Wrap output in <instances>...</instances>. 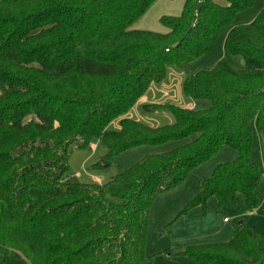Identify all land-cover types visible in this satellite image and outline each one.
<instances>
[{
    "label": "trees",
    "instance_id": "16d2710c",
    "mask_svg": "<svg viewBox=\"0 0 264 264\" xmlns=\"http://www.w3.org/2000/svg\"><path fill=\"white\" fill-rule=\"evenodd\" d=\"M155 1L0 0V264H155L145 246L156 196L182 186L223 146L237 158L202 178L176 218L197 206L205 212L212 196L219 210L239 194L248 208L259 204L262 171L251 149L255 125L264 161V6L235 25L254 0H185L180 15L161 17L166 33L131 29ZM223 32L225 51L244 67L219 60L187 75L183 92L204 107L145 104L174 118L154 127L126 117L167 67L209 53ZM116 119L120 129H109ZM94 138L107 149L105 166L129 149L179 143L105 183L71 182V154ZM234 226L229 240L164 253L264 264V233Z\"/></svg>",
    "mask_w": 264,
    "mask_h": 264
},
{
    "label": "rangeland",
    "instance_id": "374dc122",
    "mask_svg": "<svg viewBox=\"0 0 264 264\" xmlns=\"http://www.w3.org/2000/svg\"><path fill=\"white\" fill-rule=\"evenodd\" d=\"M184 0H165V1H156L148 11H146L141 18H145L146 23L149 25L150 30L163 32L166 30L167 27H165L161 21L160 17L166 14H175L177 15L181 10V6L183 4ZM221 2L224 4V1L221 0ZM264 6L263 0H254V4L252 7L245 9L238 13L235 17L234 24L235 25H242L244 23H249L252 20L255 19V17L259 14V10ZM141 20V19H140ZM136 21L131 27L136 28L139 23ZM226 32L221 33L214 42V47L212 51L209 53L202 55L199 57L196 61L193 62H185L181 68L176 66H169L167 67L165 79L159 83H153L152 87H159L161 88V95H163L162 98H165V100H171V99H177L175 98L176 94V82L178 77L180 76H187L190 74H194L198 72L200 69L205 67H212L214 64L219 60H225L228 63H232L235 68L242 69L244 66V63L242 66L237 67L236 62H234L233 55L228 54L224 49V40H225ZM234 63V64H233ZM182 96L187 97L183 92L182 89L180 90ZM173 102V101H172ZM143 113H146L145 111ZM153 113L159 114V115H167L168 117L172 114H168L163 109H159L154 111ZM152 113V114H153ZM151 114V113H148ZM163 117V116H162ZM173 118V116H171ZM164 122V121H163ZM163 124H169V123H163ZM254 140L252 145V159L257 162L260 167H262V178L260 181V186L257 189V196L259 198V204L254 210H250L248 206L246 205L242 194H239V201L237 203H232L230 201H227L224 206L221 208V211H217V208L210 209V206H206L205 212L202 211V215L199 214H192L191 221L188 227L181 228L178 232L179 235L183 238H188L192 235L199 233H204L203 231V224L201 221L206 216L210 218V223L214 226H221L222 221L224 218L231 219V222L229 223V226L232 228L234 224L245 221V224L247 226L254 227L259 232L264 233V161H263V151H262V143H261V136H259L258 130L256 126L254 125ZM179 142L177 141H170V143L159 145V146H139L138 148L129 149L126 151H123V153L117 155L114 160L108 165V166H102V167H94V164L101 161L103 157H100L98 154L100 153L101 149L105 152L106 147L104 142H101L99 149L91 152L90 148L87 149H77L71 154L70 159V171L68 172V179L70 180L71 177L83 175V177L86 176V179H81L80 181H88L90 173L98 172V173H104L105 175L109 176V179L113 176L124 172V170L128 167H130L132 164L139 161V159L143 158L145 154L148 153H154L157 152L156 150H170L169 148L171 146L177 145ZM152 149L154 150L152 152ZM149 150V151H147ZM235 152V149H231L229 146H225L219 154L210 159L209 162L205 163L201 166V168H198L193 174L191 175V178H189V182H187V185H182L180 187H177L176 189H173L168 194H164L159 197L158 200H156V205L153 210H150L149 217H150V225L148 226L147 232H149L148 235V241L146 245V253L147 255H152L153 261L155 258L154 263L155 264H162L161 260L168 264H184V262L198 264L190 257H177L178 255H173L172 258H168L164 251H162L164 248L167 247L168 244V236L167 237H161L162 232L169 233L168 228L169 225H165L163 223L167 218H169L170 214H172L175 205L178 203L184 201V199L187 198V195L193 194L195 191L199 190L200 188V181H198V178L201 177V180L203 177H209L211 172L215 169L214 167L217 165V163L225 162V161H232L233 155ZM92 153V154H91ZM96 154L97 158L93 159V154ZM237 152H235L236 155ZM112 176V177H111ZM184 186V187H183ZM155 198V199H156ZM174 202L176 204H174ZM208 203V201H207ZM211 204V203H209ZM214 204V203H213ZM154 205H152L153 207ZM151 207V209H152ZM218 212V213H217ZM172 216V215H171ZM204 216V217H203ZM175 218L172 217L171 221H173ZM201 222V223H200ZM170 223V222H169ZM166 226V228L164 227ZM212 226L214 229L215 227ZM162 231H160V230ZM201 229V230H200ZM206 231V230H205ZM208 231V230H207ZM209 232V231H208ZM160 251V252H159Z\"/></svg>",
    "mask_w": 264,
    "mask_h": 264
},
{
    "label": "crops",
    "instance_id": "0c3cea01",
    "mask_svg": "<svg viewBox=\"0 0 264 264\" xmlns=\"http://www.w3.org/2000/svg\"><path fill=\"white\" fill-rule=\"evenodd\" d=\"M157 1H165V0H157ZM218 1L221 2V0H218ZM184 2H185V0L183 1V4H184ZM183 4H182L181 7H183ZM180 10H182V8ZM180 13H181V11L177 15L174 14V16H178V15H180ZM166 15H173V14H166ZM166 15H163V16H166ZM163 16H161V17H163ZM142 17H145V16H142ZM161 17H160V19H161ZM137 21H138L137 23H139L138 26H136V28L131 27V29H134V30L135 29H143V30H149V31H151L149 29L150 28L149 25L146 23L145 18H139ZM166 31H168V28H166V30H164L163 33H166ZM232 59L234 60V62H236V64H237L236 66L237 67L242 66V64L244 63V59L240 55H233V58ZM186 77L187 76H182V77L180 76V78L178 77V79H177V82H176V94L177 95L175 96V98H177V99H171V100L168 99V100H165V98H162L163 95H161V93H162L161 92V88H159V87H152L153 85H150V87L146 90L145 94L137 101V103L133 107L130 108L131 110L126 114V117L132 118V119H134L136 121L139 120V121H141V122H143V123H145L147 125H150V126L154 127V126L166 125V124H163V123H172V122H174V118L171 117L172 115L168 117L165 114L164 115H159L158 113L155 114V113H153L154 111L153 112H148V111L145 110V108H143V105H145V104L153 105V104H164V103L171 102V103H174V104H176V105H178L180 107L197 108V109H200V108L204 107L206 105V102H203V101L197 102V101L193 100L190 97H189V99H187V97L182 96L180 90L182 89V92H183V82H184V80H185ZM183 93L185 94V92H183ZM144 111L146 113H143ZM165 112H167V111H165ZM148 113H151V114H148ZM119 122H120V119H116V120L112 121L109 124L108 128L111 129V130H118V129H120L121 125H119ZM101 142H103L101 138H94V139H92V143H91V145L89 147L91 149V152L94 150V147L96 148L95 151L97 150V148L99 149V146H100ZM172 147L173 146H171L170 148H172ZM224 147L225 146H223L218 152H220ZM154 150L152 149V152ZM147 151H149V150H147ZM156 151L157 152H162V151H166V150H156ZM106 152H105V149H104V151L101 149V151H100V153L98 155L100 157H103L106 154ZM235 152H236V150H235ZM235 152H233L234 153V155L232 156L233 159L237 158V156H238V152L236 153V155H235ZM148 154H150V153H148ZM146 155L147 154H145V156ZM92 156H93V159H96L97 158V156H96L95 153ZM209 161H207V162H209ZM207 162H205V163H207ZM225 162H227V161H225ZM205 163L201 164V166L204 165ZM221 163H223V162H221ZM218 164H220V162L217 163V165ZM201 166H199L198 168H201ZM198 168H196L194 171H192L189 174V176L187 177L186 181L182 185H187L188 184L187 182H189V180H190L189 178H191V175L193 174V172H195L196 170H198ZM213 171L211 172V174L213 173ZM261 171H262V167H261ZM86 176H87L86 174H85V177H83V175L80 174L78 176L71 177L70 178V181L71 182H79L81 179L85 180L86 179ZM203 178H207V177H203ZM200 180H201V177L198 178V181H200ZM107 181H109V176L108 175H105L104 173L93 172L92 174L90 173L89 180L87 182L88 183H93V182L105 183ZM80 182H86V181H80ZM200 187H201V185H200ZM171 191H173V189ZM171 191L165 192V193H163L161 195L168 194ZM199 192H200V188H199V190H197V192L195 191L193 194L187 195V198L184 199V201H182V202L178 203L177 205H175L172 214H170L169 218H167L163 222V223H165V225H167V224L169 225V227H167L169 229L168 230L169 233L167 234L165 232H162L161 237H167L168 236L169 240H168L167 247L164 248L162 251L175 249L179 245H185V244H204L205 242L226 241V240H229V239H231L233 237V235L235 233V230H234V227L235 226H233L232 228L229 226V223L231 222V219H229V221L223 220L222 223H221V226L217 227V226H214V225H212L210 223L211 220H209L210 218H208V216L207 217L206 216L205 217L203 216L204 217L203 219H202V216H201V221H202V224H203V231H204V233L197 232V234L192 235V236H190L188 238H183L182 236L179 235V232L178 231L181 228H184L185 226L188 227V225L190 224L191 216H192L193 213L194 214L202 215V211H203L202 207L201 206H197V207H194V208L190 209L187 212V214L181 215L180 217L176 218V214L180 210H182L192 198H194L196 195H198ZM158 198L159 197H157L154 200L155 201L154 204H153L154 206L152 207L151 210L154 209V207L156 205V202H157L156 200H158ZM209 203H211V204H209ZM174 204H176V203L174 202ZM207 204H208V206H210V209H213L215 207V208H217V211H221V210H219V207H218V200L215 197H213V196L210 197L208 199V203ZM256 207L253 208V209H250V210H254V209H256ZM174 216H175L174 220L171 221L172 217H174ZM238 223H244L245 224V221H240ZM149 225H150V223H149ZM212 226H214L215 229ZM164 227L166 228V226H164ZM160 231H162V230H160ZM148 235H149V232H148ZM147 241H148V238H147ZM146 245H147V242H146ZM145 248H146V246H145ZM146 255H147V253H146ZM152 255H147V256H152ZM166 256L168 258H172L173 257L172 255L169 256L167 254H166ZM177 257H182V256H177ZM154 261H155V258H154ZM161 263L162 264H168V263H165L162 260H161ZM184 264H187V262H184ZM189 264H193V263H189Z\"/></svg>",
    "mask_w": 264,
    "mask_h": 264
},
{
    "label": "built area",
    "instance_id": "2783aa9c",
    "mask_svg": "<svg viewBox=\"0 0 264 264\" xmlns=\"http://www.w3.org/2000/svg\"><path fill=\"white\" fill-rule=\"evenodd\" d=\"M224 220H225V221H229V219H228V218H224Z\"/></svg>",
    "mask_w": 264,
    "mask_h": 264
},
{
    "label": "water",
    "instance_id": "95a60500",
    "mask_svg": "<svg viewBox=\"0 0 264 264\" xmlns=\"http://www.w3.org/2000/svg\"><path fill=\"white\" fill-rule=\"evenodd\" d=\"M102 165L105 166V162L104 161H102Z\"/></svg>",
    "mask_w": 264,
    "mask_h": 264
}]
</instances>
